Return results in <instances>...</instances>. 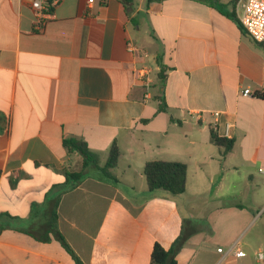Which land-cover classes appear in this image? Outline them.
<instances>
[{
  "label": "crops",
  "instance_id": "0c3cea01",
  "mask_svg": "<svg viewBox=\"0 0 264 264\" xmlns=\"http://www.w3.org/2000/svg\"><path fill=\"white\" fill-rule=\"evenodd\" d=\"M217 1L62 0L37 31L30 0H0V264H76L45 240L47 194L83 169L68 138L100 167L120 151L116 181L89 165L59 203L83 264H151L181 235L177 264H264V49ZM211 124L231 126L225 157ZM153 160L187 165L184 193L149 192Z\"/></svg>",
  "mask_w": 264,
  "mask_h": 264
},
{
  "label": "trees",
  "instance_id": "16d2710c",
  "mask_svg": "<svg viewBox=\"0 0 264 264\" xmlns=\"http://www.w3.org/2000/svg\"><path fill=\"white\" fill-rule=\"evenodd\" d=\"M125 4V6L131 2V0H119ZM154 0H147V6ZM213 7H217V0H200ZM232 19L238 22L239 28L242 30L240 22L237 19L235 13L229 15ZM165 68L161 69L159 78L161 84L165 82ZM159 110L165 111L167 104L164 97H159ZM211 141L213 144L221 148V156H227L233 149L234 139L219 136L217 129L211 124L209 126ZM64 147L68 153L78 152L83 157V169L79 172H66V181L63 184L56 185L47 194V209L48 220L46 223L45 240H49L50 234L56 238L63 246V248L73 257L76 264H83L80 259L75 255L67 241L60 233L57 220H58V207L60 200L64 193L76 188L82 181L85 173V169L89 165H95L102 171L104 176L110 180L116 181V177L112 175L111 170L118 164L120 151L116 143H114L108 154L107 162L103 167L99 166L98 155L91 152L87 144L78 139L68 138L63 141ZM144 176L146 178L148 190L150 193L161 190L170 195L176 196L185 192L187 185V165L181 162L175 161H163L153 160L146 162L144 165ZM1 175V172H0ZM185 243L184 237L181 235L175 240L172 247L169 250H165L160 244L156 243L151 253V264H177L176 256L179 250Z\"/></svg>",
  "mask_w": 264,
  "mask_h": 264
},
{
  "label": "built area",
  "instance_id": "2783aa9c",
  "mask_svg": "<svg viewBox=\"0 0 264 264\" xmlns=\"http://www.w3.org/2000/svg\"><path fill=\"white\" fill-rule=\"evenodd\" d=\"M62 0H30V7L35 14V29L40 31L45 26L47 20L52 17L54 9ZM95 0H88L91 6ZM235 14L238 21L247 35L255 42L259 43L264 49V0H237L235 5ZM134 47L129 44V50L134 51ZM139 76L144 77L145 87L148 89L151 79L148 75L141 73ZM242 96L253 97L254 93L250 87L242 90ZM219 112H213L214 117H218ZM230 125H227L224 137L230 134ZM262 171V170H261ZM222 252V249H218ZM237 258L245 257L246 253L240 249L234 252Z\"/></svg>",
  "mask_w": 264,
  "mask_h": 264
}]
</instances>
